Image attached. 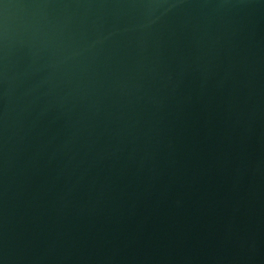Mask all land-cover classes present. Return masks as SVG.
Segmentation results:
<instances>
[{"label": "water", "instance_id": "water-1", "mask_svg": "<svg viewBox=\"0 0 264 264\" xmlns=\"http://www.w3.org/2000/svg\"><path fill=\"white\" fill-rule=\"evenodd\" d=\"M0 264H264V0H0Z\"/></svg>", "mask_w": 264, "mask_h": 264}]
</instances>
